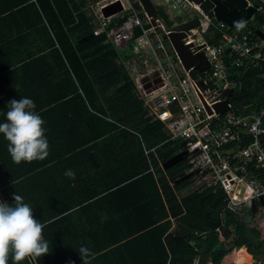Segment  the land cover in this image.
<instances>
[{
  "label": "trees",
  "instance_id": "trees-1",
  "mask_svg": "<svg viewBox=\"0 0 264 264\" xmlns=\"http://www.w3.org/2000/svg\"><path fill=\"white\" fill-rule=\"evenodd\" d=\"M87 5L88 0H0V13L31 15L36 26L44 22L48 24L51 45L26 55L18 51L17 60L28 58L49 65L46 68L51 76V90L57 87L61 95L49 97L47 103L64 109L67 115L71 114L67 125L81 121L80 133L85 132L88 141L99 140L96 146L98 152L101 151L94 167L95 173L88 169L92 148H83L80 144V147L71 146L59 154L72 156L69 158L73 159L71 170L89 173L90 177L95 176L93 181L87 178L79 181L75 176L74 180L69 178L65 182L71 187L77 186L72 192L55 193L57 190L51 189L45 194L44 190L38 189L36 195L26 197L28 200L23 197L32 205L37 221L52 222L43 229L50 246L49 254L26 258L20 264H83L77 251L81 246L95 254L90 257V264H192L197 255L211 256L214 264H221L227 250L215 230L221 225L220 214L226 207L225 192L206 186L191 188L194 175L178 185H171L168 177L175 183L186 175L185 161L164 171L157 157L163 162L171 159L178 152L179 145L173 146L171 141H166L168 136L163 122L153 120L136 93L135 83L127 69L119 62L117 51L104 43L106 34H93L94 24L86 13ZM134 5L142 9L139 2ZM124 20L125 17L120 19ZM140 34L141 30L137 28L135 38ZM32 35L37 39L35 33ZM38 35L41 38L43 34L40 32ZM216 40L217 37L214 38ZM11 42L18 44L19 40ZM0 49H3L1 44ZM14 52L10 50L7 53ZM231 100L240 108L245 104L252 109L260 108L264 105V81L245 79L242 89L236 91ZM77 112L80 116L75 117ZM90 125L93 133L89 137ZM116 129L117 133H111ZM73 132L78 133L75 127ZM70 135L67 131L60 132L62 139H71ZM111 140H116L117 145L109 148ZM120 142L127 144L123 160L120 159ZM7 148L0 143V161L13 183L25 173H38L40 178L44 172L41 171L42 165H22L17 169L18 166L9 159ZM79 159L85 162L76 164ZM151 164L157 177L150 170ZM111 173L113 177H110ZM126 190L138 192L140 197L135 205L122 208L120 204L124 197L119 198ZM10 191L11 187L5 188L2 194L5 202L12 205L14 200ZM85 191H90L91 197H82ZM59 196L63 200L57 204ZM46 207L49 210L43 209ZM110 210L115 211L112 213ZM104 214L111 219V240L106 241L99 229L89 233L97 238L92 242L74 231L77 224L80 227L91 226L92 223L106 229L108 224L98 222ZM170 217H176L182 224L179 235H184L183 239H175L168 232L172 226ZM225 225L234 228V244L239 249L245 245L244 251L254 255L256 264H264V245L258 244L261 230L231 211L227 212ZM192 240H195L194 244L190 243ZM242 255L245 254L237 255L239 263L252 260Z\"/></svg>",
  "mask_w": 264,
  "mask_h": 264
},
{
  "label": "built area",
  "instance_id": "built-area-1",
  "mask_svg": "<svg viewBox=\"0 0 264 264\" xmlns=\"http://www.w3.org/2000/svg\"><path fill=\"white\" fill-rule=\"evenodd\" d=\"M102 1L98 14L106 20L103 8L117 0ZM120 1L123 10L131 14L107 30L114 44L133 45L138 26L146 52L164 50V42L148 14L141 16L134 6L127 7L129 0ZM164 2L169 9L181 12L183 8L190 18H200V28L191 29L183 40L193 44L189 48L193 54L203 52L210 66L204 71L194 67L186 70L175 50L183 76L170 78L163 65H158L138 78L141 91L152 95L147 103L166 123L171 138L184 142L181 150L186 151L187 172L193 173L199 184L225 192L229 210L250 209L264 197V105L256 110L247 104L240 108L231 99L242 87L240 75L256 71L264 79V35L259 36L249 21L243 22V27H230L222 20L214 24L196 0ZM248 4L256 7L252 18L258 15L264 34V0L256 4L248 0ZM163 33L167 37L164 29ZM229 89H233L232 95H228ZM227 99V110L218 111L217 104Z\"/></svg>",
  "mask_w": 264,
  "mask_h": 264
},
{
  "label": "crops",
  "instance_id": "crops-1",
  "mask_svg": "<svg viewBox=\"0 0 264 264\" xmlns=\"http://www.w3.org/2000/svg\"><path fill=\"white\" fill-rule=\"evenodd\" d=\"M95 1H97V0H88V5L86 7V11H87L86 13L88 16L91 17V21L94 24L93 34L94 35H100L102 33L106 34V39H105L104 43L111 45V47H113L117 51L118 57H119V62L125 66V68L127 69L128 73L130 75L129 70L126 67L127 66V60H129V58H130V54L133 52V50L136 47H143L144 48V46H143L144 44L142 41V29L138 26L135 27V32H134L135 34H136L137 28L141 29V34L136 38L134 37L135 46L133 44L129 47L128 46L118 47L117 45L114 44L112 39L107 34V30L112 25H114L115 23H118L121 18L125 17V19H126L127 16L129 14H131V11L130 10H122V12H119L113 16H110V17H106V20H104L98 14V9L96 11H91V8H92L93 3ZM135 2H139V0H129L127 7L129 5H132L135 7V5H134ZM252 2H254L256 4L259 2V0H252ZM161 3H162V0H161ZM161 6H162V4H161ZM163 8H166L167 10H169V8H167L166 6H164ZM135 9L140 11L141 16H145L144 12H146V11L143 8L139 9L138 7H135ZM252 17L247 21H250L251 19H254L256 21L257 26H253V27H255L256 33H257V29H260L262 23L258 19H256V16L254 18H252ZM2 18H4V19H2ZM188 19H192V18L189 17L187 19L179 20L175 24H178V23L185 21V20H188ZM21 21H23V22H21ZM220 21L221 20H217L215 17H212V22L214 24H218ZM222 21H224V20H222ZM200 25L196 28H200ZM228 25L230 27H234V26H231L230 24H228ZM47 26H48V24L46 22L36 26V23L33 21V18L31 15L26 16L22 13H13V12L0 13V44L3 45V49H0V122H6L5 121V114L8 111L9 101H11L13 99L19 100L20 98H30L36 104L35 111L37 113H39V115L43 118V120L45 122L43 127L45 129V135H46L48 142H49V155L47 156L46 159H44L42 161L41 160H35L32 162H21L20 164H16L12 160L11 156L9 158L12 161L11 163L14 166H18L17 169H19L22 165H27V167H30L32 164L42 165L41 171H44V172L41 174L40 178L38 176V173H32L29 175H26V173H25L24 174L25 176L23 175L24 177L23 176L17 177L18 180L15 183H13V180L10 179L9 174H8L7 170L5 169L2 161H0V201H2V202H5L4 196L2 194L3 189L10 188V187H11V191H10L11 198H13L14 194L17 193V194L21 195L22 197H25V199H27V198H29V196L36 195L38 189L44 190L45 194H48L51 189H52V191L57 190V191H55V193H59L58 191L72 192L76 189L77 186L71 187L70 183H65L69 179V177L65 176V171L72 168L71 163L73 162V159L69 160V158L72 156H68L69 154H66V156H60L59 154L71 146L75 147L77 145V147L78 146L80 147V144H81V146H83V148H92L90 150V154H89L90 155V161H88V164H89L88 169H89V172L92 170L93 173H95V170H94L95 165L97 166L98 153L101 154V151L98 152V148L96 146V143H98L99 140H89L88 141V140H86L85 132L82 134L80 133L81 123H82L81 121L77 120L78 122H74V124L72 126L67 125L66 122L68 119H70L69 116L71 117V114L67 115L68 113H66V111L64 109L51 107L47 103V101L49 100V97L56 98V97L61 95V91L57 87H55V88L52 87V90H51V81H50L51 76H50V73L47 71V68H46V66H49V65L45 62L36 63L34 61L28 60V58L25 60H17V58L19 57V55H17L18 51L22 52L21 55H26L31 51H36V50H40V49L42 50V49L47 48L49 45H51V34H50L51 31L49 32V30H48L49 26H48V28H47ZM146 26L150 27L151 24L146 23ZM159 27H161V26H157L156 30L160 29ZM97 30H99L100 32L96 33L95 31H97ZM40 32H42V34H43V35H41L42 36L41 38L38 35ZM33 33H35V36L37 37V39H34V37L32 35ZM262 33H263V31H262ZM258 35L263 36L264 34L263 35L258 34ZM16 39L19 40L18 44H16V42L15 43L11 42V41H15ZM171 46H172V44H171ZM164 47H165L164 50L157 49L155 51L156 55H155V52L153 50L148 51V53L153 54V55H151V57L156 56L158 58V60L156 59L157 66L163 65V60H165V57L168 56V52L166 50V45ZM172 48H173V51L175 53V49L173 46H172ZM10 50H14L15 52L8 54L7 52H10ZM37 55H40V54H37ZM159 62H160V64H159ZM24 63H26V64H24ZM163 67H164V65H163ZM176 69H177V66L174 67V70H176ZM181 69L183 70L182 67H181ZM164 70L167 74L165 67H164ZM197 70L202 71L199 69H197ZM143 74H145V73H141V75L138 74V75H136L135 78L131 77V79L135 83V91L138 94L139 98L141 100H143L144 105L148 108V111L152 115L153 120H161L157 115H155L154 112H152L151 108L149 107V104L139 94V90L141 92V88L139 86V82H138L137 78L141 77ZM244 75H248V77L245 78ZM177 77H181V76L177 74ZM240 78L242 79V87H243L245 79L246 80L247 79L248 80L260 79V80L264 81V79H261V77L258 75V73H256V71H251L247 74H242V75H240ZM173 79H175V78H173ZM242 87H241V89H242ZM254 110H256V109H254ZM222 112H224V111H222ZM78 116H80V113H78V112L75 113V117H78ZM161 121L163 122V125H164L163 129L168 136L166 141H171L173 146L179 145V150L175 154V155H177L178 153L182 152L181 149H182L184 142L172 139L171 135L169 134L168 129L166 127V123L163 120H161ZM83 125H84V123H83ZM74 127L78 133L73 132ZM117 130L118 129L112 130L111 133H115V132L117 133ZM61 131H67L68 134H71L70 135L71 139L70 138L69 139H62V137L60 136ZM88 133H89V137L92 136L93 131H92L91 125L89 126ZM115 141L116 140L110 141L111 145L109 148H112L111 146L115 147V145H117V143L115 144ZM119 141H121V140H119ZM166 141H164V142H166ZM0 143L3 146L8 147V141L4 138V136L2 134H0ZM126 147H127L126 143L125 144H123L122 142L119 143V148L121 150V153H120V159L121 160L124 159L122 154L124 153L123 151ZM154 149L155 148H153L152 150H154ZM111 152L112 151H110V155H113V154H111ZM146 153H149V151L146 150ZM157 159L159 162V166H161L164 171L168 170V169H164V167H163L165 161L163 162L158 157H157ZM183 161H185V165H186L187 162H186L185 158L181 162H183ZM83 162H85V161L79 159L76 164L80 165ZM63 163H64V166H63ZM121 167H123V166H121ZM186 168H187L186 174L191 173V172H187L188 171L187 165H186ZM150 170L155 174L156 170L152 164H151ZM74 173H75V176H77L76 178L79 179V181L81 179H84V178H87V179L93 181L95 178V176L90 177L89 173L86 174V173H83L81 171H78V172L74 171ZM192 176H193V173H192ZM110 177H113L112 173L110 174ZM155 177H157L156 174H155ZM180 178H178L176 180V182L173 183L171 178L168 177V179L171 181V185H175V184L178 185V184L184 182L185 180L189 179L190 177L181 181V182H178V180ZM39 179H40L41 184L40 183L38 184ZM194 179L195 180H194V183L192 184L191 188H197L199 186L200 187L204 186L202 184H199L197 182L196 178H194ZM27 181H29V182H27ZM15 184H18V185L14 186ZM158 185H159V190L161 192V186H160V184H158ZM45 187H46V189H45ZM216 191H218V190H216ZM124 192H126V193H124V195H121L119 198V200H120V199H122V197H124V199L122 200V205L120 204V207L123 208L124 206L135 205L136 202H138L139 197H140V193H138V192L132 193L131 190H126ZM53 193L54 192H52L51 194H53ZM178 194H180V193H178ZM89 195H92V193H90V191H85V193L82 194V197H91ZM61 198L62 197H60V199H58L56 201L57 204H59V202H61L63 200ZM24 201L26 203V200H24ZM255 204H256V211L255 212L253 211V206L250 209L244 208L242 211H238V212L231 211L226 206L225 209L223 210V212H221L220 216H221L222 222H221V225L219 227H217L215 230L216 232H218L219 240L221 241V243L224 245L225 249L227 250L225 256L222 259L221 264H256V260L254 258V255L252 253H248V252L244 251L245 245H243L241 247V249H239L234 244L235 232H234L233 226L225 225L227 212L231 211L233 213H236L238 215L243 216V220H245L250 226H253V227L260 229L262 232V236L260 239L264 238V204L262 203V198L260 201L255 202ZM30 206L32 207V205H30ZM43 209L49 210L48 207L43 208ZM110 211L113 213V211H115V210H110ZM43 216H45V215L43 214ZM110 217H111V215H110ZM170 219L172 220V226L168 232H171L175 239L176 238L183 239L184 235H179V232L181 231V229L183 227L182 224L180 223V221L177 220L176 217H170ZM98 222L108 224L107 228L102 229L101 226H99V225L94 226V223H92L91 226L80 225V227L77 224L76 227L74 228V231L76 230V234L82 233V235L87 237L89 239V241L92 242L93 240H95L97 238L95 237V235H89V233L91 234L92 232H95L97 229H99L102 232L101 236L104 234L103 238L106 241H109L110 236L112 235V233H111L112 231L109 230L110 225H111V219L109 220V217L106 214H104L103 217L101 216V219L98 220ZM228 228L230 229V232L227 231ZM78 231H87V232L83 233V232H78ZM85 233H87V234H85ZM58 238L60 239V237H58ZM105 240H103V241H105ZM190 243L194 244L195 240L190 241ZM263 245H264V243L261 246H263ZM238 253H244L245 255H242V256L251 257L252 260L250 262L239 263L238 256H237ZM202 257L206 259L207 264H214L211 256L205 257V256H201V255H197L196 257H194L192 264H201L200 259ZM30 258L32 259V257H30ZM9 264H12L11 260H10Z\"/></svg>",
  "mask_w": 264,
  "mask_h": 264
},
{
  "label": "clouds",
  "instance_id": "clouds-1",
  "mask_svg": "<svg viewBox=\"0 0 264 264\" xmlns=\"http://www.w3.org/2000/svg\"><path fill=\"white\" fill-rule=\"evenodd\" d=\"M237 27H243L238 22ZM36 104L30 98L9 101L5 121L0 122V134L8 141L7 151L16 164L44 160L49 155V142L43 127V118L35 111ZM65 176L75 179L69 169ZM14 204L0 201V264H20L26 258L42 257L50 252L43 229L52 221L39 222L33 208L19 194L13 196ZM59 218V217H57ZM83 264H90L94 257L87 247L77 250Z\"/></svg>",
  "mask_w": 264,
  "mask_h": 264
},
{
  "label": "water",
  "instance_id": "water-1",
  "mask_svg": "<svg viewBox=\"0 0 264 264\" xmlns=\"http://www.w3.org/2000/svg\"><path fill=\"white\" fill-rule=\"evenodd\" d=\"M200 7L207 11L209 15L215 17L217 20H224L231 26H237L238 22H244L249 20L255 13L256 7L254 5H249L248 0H196ZM140 5L146 11L151 19V23L157 27L162 26V28L168 33L167 37L170 40L172 46L177 51L184 67L189 70L195 67L199 70H206L210 64L206 59L203 52L198 54H193L190 51L192 43L186 44L184 38L190 35L191 29H194L200 25V18L195 17L182 21L178 24L170 25L163 17L160 9L153 0H139ZM124 9L123 4L120 0H117L103 8V14L105 17L113 16ZM257 33L263 35L260 29H257ZM229 51V49H228ZM157 75L156 73L154 76ZM201 85L205 88L206 85L201 81ZM228 95H232L233 89L227 91ZM229 100H225L223 103H218L216 108L218 111L227 110V104ZM186 156V151H182L164 162V169H170L179 162H181ZM192 176V173H188L181 177L178 182H181ZM262 203L264 204V198H262ZM253 211H256V204L253 205ZM230 232V229H227ZM264 243V238L259 240V245ZM201 264H207L205 258L200 259Z\"/></svg>",
  "mask_w": 264,
  "mask_h": 264
},
{
  "label": "rangeland",
  "instance_id": "rangeland-1",
  "mask_svg": "<svg viewBox=\"0 0 264 264\" xmlns=\"http://www.w3.org/2000/svg\"><path fill=\"white\" fill-rule=\"evenodd\" d=\"M153 1L157 5L158 9L161 10V13H162L164 19L170 25H174L179 20L189 18V16H187L185 14V9H183V8H182L181 12H179V10L173 9V8L167 10L166 8H163V7L169 6V5L166 4L164 2V0H162V3H161V0H153ZM103 2L104 1H102V0L95 1L93 3L91 11H96L98 9L99 5L102 4ZM160 3L162 4V6ZM249 25L257 26V23L254 19H251L249 21ZM157 31L160 33L161 40L166 45V50L168 52V56H166L165 60H163V65L167 71L168 76L171 78H175V79L177 77V74L180 76H183V70L181 69V65L179 64L178 60L176 59V55L173 51L170 40L168 39V37L164 36V33L162 32L161 29H157ZM151 55H153V54L146 52L143 47H136L133 50V52L130 54L129 60H127V66H126L130 72L131 77L135 78L136 75H138V74L141 75V73H147V72L151 73L150 71H152L153 68L157 67L156 57L155 56L151 57ZM173 66H177V69L174 70ZM148 77H149V75L145 76L144 80L148 79ZM148 93L149 92L147 91L146 94L143 95L142 91L140 92V90H139L140 96L146 102H148L150 100V98L152 97V95H149Z\"/></svg>",
  "mask_w": 264,
  "mask_h": 264
},
{
  "label": "bare ground",
  "instance_id": "bare-ground-1",
  "mask_svg": "<svg viewBox=\"0 0 264 264\" xmlns=\"http://www.w3.org/2000/svg\"><path fill=\"white\" fill-rule=\"evenodd\" d=\"M174 12V11H173ZM180 14V13H179ZM140 29V28H139ZM141 30V29H140ZM133 78V77H132ZM137 85V84H136ZM165 115H167V113L165 114Z\"/></svg>",
  "mask_w": 264,
  "mask_h": 264
}]
</instances>
